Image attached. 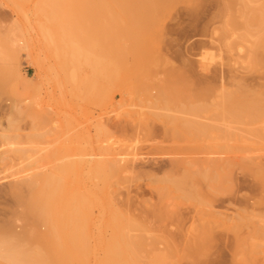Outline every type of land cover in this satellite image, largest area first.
Masks as SVG:
<instances>
[{"label": "rangeland", "instance_id": "1", "mask_svg": "<svg viewBox=\"0 0 264 264\" xmlns=\"http://www.w3.org/2000/svg\"><path fill=\"white\" fill-rule=\"evenodd\" d=\"M48 1L0 0V237L8 235L10 241L12 234L25 233L33 241L30 225L46 230L30 210L36 188L22 187L19 194L9 188L48 174L57 181L58 205L65 194L86 189L103 192L106 201L113 192V207L134 219L147 217L146 230L128 231L144 239L138 264H171L155 261L167 251L168 239L182 250L203 222L207 246L194 264H264V174L255 172L258 164L264 167V141L245 132L264 128L259 122L264 117L250 124L215 120L220 97L229 90L238 91L234 99L247 112H264V0H148L149 13L119 9L116 5L126 4L115 0H65L70 10H52L53 1ZM234 11L237 28L225 31ZM224 41L233 43L230 49ZM79 66L83 82L75 83ZM196 106L203 110L200 116L194 114ZM196 120L213 127L202 133L206 140L194 136ZM228 126L233 133L243 132L242 138L224 136L219 128ZM223 145L242 150L233 154ZM249 147L256 151L250 148V154ZM215 157L224 158L225 166L232 163L228 172L201 177L210 169L206 162ZM107 159L123 162L104 184L94 166L100 168ZM172 159H196L192 170L200 178L186 192L196 193L197 199L184 198L186 192L175 185L192 165ZM241 159H247L244 165ZM161 204L178 218L149 217V209L151 213ZM99 207L90 208L96 223L90 229L108 239L111 229L99 225L104 217ZM96 251L94 257H101V250Z\"/></svg>", "mask_w": 264, "mask_h": 264}, {"label": "bare ground", "instance_id": "2", "mask_svg": "<svg viewBox=\"0 0 264 264\" xmlns=\"http://www.w3.org/2000/svg\"><path fill=\"white\" fill-rule=\"evenodd\" d=\"M17 1L19 2V1H22V0H17ZM46 1H48V0H46ZM49 1H53V4L50 5V8L52 10H54V9L66 10L67 8L69 9L71 7V5L68 6L69 4L64 5L66 3L65 0H49ZM58 1H62L63 3L62 4L61 3L57 4ZM70 1H72V0H70ZM78 1L82 2V1H85V0H78ZM115 1H117V2L118 1L125 2L126 5H120V6L116 5V7L119 8V9H126V10L129 9V11L132 10L133 11V12L131 11L132 13H136L135 10H137V9L138 10L142 9L144 11H142V10H140V11L145 12V13L151 12V10H150V5H151L150 3L151 2L150 1L147 2L148 0H115ZM142 2H145L148 5L150 4L149 7L143 6L141 8L140 7L141 5L138 6V7L135 5L136 3L138 4V3H142ZM79 6L81 8L86 7V5H83V4L82 5L80 4ZM152 10H154V9H152ZM235 12L236 11H234V13H232L233 15L231 17L230 22H228V20H227L226 26L224 27L225 31H229L230 27L228 28L227 26H231L233 28L236 27V24H237V22H236L237 13H235ZM54 24H56V23H54ZM56 30H58V28ZM59 30H60V28H59ZM233 31H235V30H233ZM224 33H226V32H224ZM232 33H234V32H232ZM59 36L60 35H58V37ZM223 37H224V35H223ZM85 39H87V38H85ZM61 42H58V43L62 44ZM225 43H226V47H229V49L233 45V43H232V45H230L231 43H227V41ZM133 44L135 45V43H133ZM137 45H136V47H137ZM61 46H63V45H61ZM58 47L60 48L59 44H58ZM139 47H140V45H139ZM137 49H135V50H137ZM67 52H68V50H67ZM60 54H61V52H60ZM74 55H76V54H74ZM63 57H65V56H63ZM64 64H66V63H64ZM98 67H100V66H98ZM73 68H76V67H73ZM80 70L82 71L81 67L79 66V67L76 68L75 73H73V79L74 80H72V81H75V83L80 81V80H82L81 76L79 75V71ZM97 72H99V71H97ZM14 76H15V74H14ZM10 78H11V76L9 77V79ZM3 79H5V78H3ZM5 80H8V78H6ZM86 80H84V83L86 82ZM88 81H89V79H88ZM81 82H83V80ZM81 82L79 84H81ZM4 85L5 84H3V86ZM85 85H86V83H85ZM88 89H89V87H88ZM34 90H35V87H34ZM90 90L91 89H89V91ZM35 91H33L34 94H35ZM226 92L227 91H225L224 94H222L221 97H220V99H222L220 101H223V102L219 103L220 106H221V109L219 111L216 110L217 112H216L215 116H217V118L215 120H220V121L227 122V123L228 122H234V123H247V124L249 123L250 124V123H253V122H255V121L259 120V119H262L264 117V114H263L264 112H262V113H257V112L256 113H253V112L250 113V112H247V111H249V110L246 109L247 106L244 107V104H240V102H238V100L236 101L234 99V96H235V98L237 96V99H238V94H237L238 91L237 90H236V92L233 91V90L232 91L229 90L227 93ZM196 93L201 95V91L200 90L196 91ZM222 96L225 97L224 100H223ZM21 102H22V100H21ZM17 103H18V100H17ZM27 104H28V102H27ZM23 106H26V104L23 105ZM27 107H28V105H27ZM249 107H251V106L249 105ZM9 108H12V107L9 106ZM17 108H18V106L16 107V109H14V111L17 110ZM213 108H215V107H213ZM259 108H260V106H259ZM248 109H250V108H248ZM18 110H19V108H18ZM24 110H25V108H24ZM212 110H214V109H212ZM28 111L25 110L26 113ZM201 111H203V110L201 109L200 106H196L194 108V114L197 115V116L198 115L200 116V112ZM11 112L9 114H12ZM22 113L24 114V112H22ZM263 121L259 120V122L264 123ZM217 122H219V121H217ZM194 123H195L194 126H197L196 130L198 128H200V131H201L200 133L199 132L196 133V130H194L195 127H194V129L192 128L195 131V132H193L194 136L196 135L197 137L199 135H201L202 133L205 134L206 132L209 131V129L210 130L213 129L212 126L210 127L209 123L208 124H206L205 122L202 123V122H199L198 120H196ZM211 124H213V123H211ZM255 126H257V125H255ZM214 127H215V125H214ZM228 128H229V126L221 128V129L219 128V130L227 138H232L234 140H236V139L240 140V138H242V136H243L242 133L243 132L239 133L240 134L239 135V134H237L235 132L234 133L231 132L230 131L231 129H228ZM257 128H258V126H257ZM257 128L253 129L251 127L249 130H246L245 132H247L249 135H252V137L254 136L257 141H260V142L262 141V143H263V141H264V128H262V129H257ZM214 129H216V128H214ZM212 133H214V132H211V134ZM203 134H202V136H203ZM248 134H246V135H248ZM214 135H213V137H214ZM220 135H221V133H220ZM211 137H212V135H211ZM226 137H225V139H226ZM206 138H205V140H206ZM245 138H247V137H245ZM221 139L222 138H220V140ZM201 140H202V138H201ZM212 140H210V141H212ZM215 140H217V139H215ZM218 142L219 141H217V143ZM224 142L222 144H224ZM238 143H241V142L239 141ZM249 143H250V141H249ZM250 144H252V143H250ZM227 145H229V144H227ZM223 146H221V148ZM263 146H264V143H263ZM214 147H216V146H214ZM226 147L228 149V146H226ZM226 147L224 146V148H226ZM232 147L233 146H231L229 148L232 149ZM224 148H223V150H224ZM250 148H252V147H249L248 151L246 149L244 151L249 152V150L251 151ZM213 149H215V148H213ZM216 149H215V151H216ZM230 149H228V151ZM217 150H219V149H217ZM238 150H240L239 151V153H240L242 149L240 148ZM238 150L236 151L234 149V151H233V149H232V151L234 153L231 152V154L232 153L235 154V151L238 152ZM228 151H226V152L228 153ZM254 151H256V150H253V148H252V152H254ZM216 152L219 153V151H216ZM196 153H198V152H195V154ZM211 153H213V152H211ZM231 154L229 156H231ZM242 154H240V155H242ZM253 154H255V157H256V152L253 153ZM215 155H217V153ZM215 155L212 154V156H215ZM223 155H221V158H222ZM226 155H228V154H225V159H226ZM218 156H220V155H218ZM246 156H248V153H246ZM250 156H248V157L251 159L252 157H250ZM252 156H254V155H252ZM210 157H211V155H210ZM234 157H236V156H234ZM242 157H244V155ZM231 158H232V156L230 157V159ZM256 158H255V161H256ZM215 159H216V157L214 158V160ZM225 159L223 158L222 161H216V160L213 161V158H212V161L206 160V161H208L206 163H208V165H209L211 170L209 169V170L206 171L205 174H202V172H203L202 170H204V169H201V167L199 166V168L201 169L200 173L202 174L201 177L210 179L213 176H215L214 174H218V173L221 174V172L227 173L228 171H226V169H227L228 165H232V163L229 161L226 164V166H227L226 167L225 164H224L225 163L224 162ZM227 159L229 160L228 156H227ZM232 159H234V158H232ZM172 160L173 161L174 160H176V161L178 160L177 162H179L180 164H184L185 165V163L186 164L189 163V164L192 165L191 168H184V166H183L184 170H183L182 174H180V176L177 175L178 176L177 177L178 180L175 181V185H176L177 189H182V190H184L186 192L187 189L190 188L189 186L192 187V185L194 183L196 185V181H197V184H198V179L200 177H198L197 180H196V171L192 170V168H194V165L197 164L196 163V159H172ZM246 160L242 161V159H241L242 163L244 161H246ZM118 161H122L123 162L122 159L121 160L118 159ZM118 161L116 159L103 160L101 162L102 166L100 168H96L95 167L96 163H95L94 172H95L96 176H99L98 178L102 181V183H104V184L107 183V179H108L109 173L116 172L117 170H119L118 169V164H120V163H118ZM204 161H205V159L203 160V164L202 163H200V164L204 165ZM231 161L234 162L233 160H231ZM201 162H202V160H201ZM222 162H224V163H222ZM206 163H205V165H206ZM234 163H237V162H234ZM244 163H243V165H244ZM200 164H198V165H200ZM239 164H237V165H239ZM246 164H248V163H246ZM254 164H256V163H254ZM97 165H99V164H97ZM250 166H252V165H250ZM121 167H122V165H121ZM197 169H198V167H197ZM198 171H199V169H198ZM208 171H210V172L207 173ZM35 172H36V169H35ZM212 172H214V173H212ZM255 172L257 173V175L264 174V167H262L261 165L258 164L256 169H255ZM262 176H264V175H262ZM33 177H32V180L28 181L27 183L20 182V183H17L16 185H12V187H10L9 190H10L11 193L19 194L21 192L20 190H21L22 187L24 188L26 186H29V187H32V188H36V192H37L38 195L36 196L35 200H33L32 203L30 204V210H31V212H32V214H33V216L35 218L36 223H38L40 225H44L46 227V230H44V232H39V231H37L38 227H36L37 226L36 224L30 225V227L28 228V232L30 233V231H33L36 234V238L33 241H30L27 238V235H25V233H19V235H18V233H16L17 236L14 235L15 233L14 234L10 233V234L13 235L12 236L13 239L10 238L11 239L10 241L8 239L9 238L8 235H5L4 238L1 235L2 237H0V238H2V240L0 239V258H1L2 262H4V264L5 263L6 264H138L137 255H138V253L140 251L143 250L144 239H143V236H141V237L140 236L133 237L131 234H129L128 231L129 230H134V229L143 230V231L146 230V225H145V222H144L145 220L144 219H146L147 217L146 218H144V217L142 218V216H139V217H137V219H134V218L130 217L128 214H125L122 211L116 209L115 207H113V205H111V203L114 200V198H113V196H114L113 194L114 193L112 192V194H110V197L112 196L113 200H112V198H110L107 195L108 198L111 200V201L109 200L111 202V203H109L108 200L106 201L107 197L106 198L104 197L105 195L102 192L103 189L101 190L102 193H100V194H97L96 191L95 192L93 191L91 193V191H88L89 189L88 190L86 189L87 191L84 190V191H82V192H80L78 194H72V193L65 194L64 199L61 201V205L60 204L58 205V202L60 203V198L58 197V195L60 196V194H58V189L56 188V182L57 181L55 180V182H53L54 179H52V177L50 175H48V174L47 175L45 174L43 176H40V174H38L37 177H34L36 179H33ZM174 178H176V177H174ZM170 181H171V179H170ZM108 184L110 185V183H108ZM108 184H107V187H108ZM57 187H59L58 183H57ZM173 189H175V188H173ZM107 193L108 192H106L105 194H107ZM190 193L186 192L185 195H181V196H183L184 198H187V199H190L191 196L193 197L194 194L197 196L196 193H194V194H193V192H192V194H190ZM160 196H161V200L164 201L165 200L164 198H166L165 197L166 196L165 193L162 192ZM196 196H194V197L197 199L198 197H196ZM193 198H191V199H193ZM93 204L100 205V207H101V209L103 211V212L100 211V212L103 213L102 215H104V217L102 216L103 219H100V221L103 220V222L101 224L99 223V225H102L103 228L108 227V228L111 229V235H110V237L108 239H104L100 235V233L96 232V234H95L90 229L91 226H92L91 224L94 223V222L92 223L93 218L90 215L91 214L90 208L93 206ZM164 206H165L164 204H161V206L159 205L153 211L151 209V213H149L150 212V209H149V212L147 211L148 214H151L149 217L152 216L153 218L157 219V221H162V220H165V219H177L178 218V216H179L178 214L174 213V211H172V210L171 211L166 210L164 208ZM143 212H142V214H143ZM146 214L147 213H145V215ZM203 223L206 224L207 222H203ZM94 224H96V223H94ZM205 224H203L202 226L198 227V230H196V231H198V236L194 240H192L190 243L187 242L188 244L186 246H184L182 248V250H180L176 246V243L174 244V243H172L173 241H171L168 238H165V239H168L167 251L163 255H157L156 258H155V261L156 262H161V261H165L166 260V261L170 262L171 264H179L182 260H188V262L190 261L189 264H194L196 261H198L200 259V257H202L204 255V253H205V251H204L205 248L204 247L207 246V245L204 246V243H205L206 240L204 239L205 237L204 238L202 237V236H204L206 234V229H207L206 226L207 225H205ZM100 228L102 229V227H99V229H98L99 232H101ZM191 229H193V228H191ZM192 231H194V230H192ZM14 236H16V237H14ZM91 238L94 239V244L93 245L91 244ZM175 240H177V239H175ZM97 248H99V251L101 250V257H99V255H98V258H96L97 255H95L96 254L95 251H96ZM94 256H96V257H94ZM91 257L94 258V260L91 259V260H93L92 263L89 262Z\"/></svg>", "mask_w": 264, "mask_h": 264}]
</instances>
